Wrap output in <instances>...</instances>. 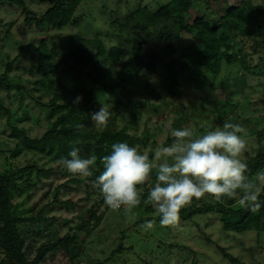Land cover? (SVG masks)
I'll return each instance as SVG.
<instances>
[{
    "label": "rangeland",
    "instance_id": "1",
    "mask_svg": "<svg viewBox=\"0 0 264 264\" xmlns=\"http://www.w3.org/2000/svg\"><path fill=\"white\" fill-rule=\"evenodd\" d=\"M24 1L30 10L39 15L56 0ZM129 1L132 3L130 6L126 0H83L77 11V17L61 31L42 30L35 22L29 24L25 21L23 9L20 6L9 0L0 1V40H3L0 41L2 52L0 75L5 72L7 62L13 61L19 54L21 46L30 43L38 45L40 39L44 37V31H47L50 36L47 40L48 46L54 45L61 52H68L72 46L80 43L77 38L74 39L78 33L83 34L85 38L101 36L107 49L122 45L126 47L128 57L133 54V47H141L145 59L156 62V68L153 72L144 71L141 81L126 82L124 91L118 94L110 93L107 99L114 100L107 103L110 111L123 112L125 115V119L118 120L119 127L129 122L130 109L137 110L132 114V121L127 124L137 150L141 154L149 155L154 164L158 163L154 160L155 150L173 142L172 129L188 128L196 138L198 137L195 135L196 132L203 135L209 126L219 121L211 114L212 106L206 99L208 96L213 99H222L221 105L224 103L223 100H229L237 102L238 109L234 113L228 112V116L232 114L230 118L232 116L235 118L225 119V121L238 123L246 129V135L238 134L246 140V150L240 159L248 165L246 175L249 178H255L258 171H264V154L252 162L247 160L258 153L259 142L253 131L264 130V75L259 74L264 69L245 71L239 66L232 68L223 66L221 75L213 88H209V81H194L184 77L181 78L182 91L175 95L167 94L162 85V75L166 67L165 62L171 55L168 51H163L164 42L160 43L163 51L161 57L159 56L160 59L152 55L154 50L151 48L157 52H161V49L153 40L148 39L149 42L145 43L146 37L138 35L134 27L137 15L132 12L135 10L134 1ZM138 1H141L143 6H148L152 12H156L159 8L156 0ZM253 1L257 6L264 5V0ZM240 2L241 0H230L229 4L238 5ZM221 4V0H196L194 8L191 9L192 15L207 12L211 14V18L218 21L221 15ZM81 14L86 15V18L80 17ZM118 18L121 19V23L115 22ZM165 25L166 22L163 21L156 28L157 33L164 30ZM156 35L150 34L148 38L156 37ZM190 37V34L184 33L181 38L173 41L178 54L188 51L192 44ZM237 46H242V43L239 42ZM82 48L86 54L89 53L88 45L84 44ZM245 50L252 55L253 60L264 54V46H257L254 40L247 42ZM255 50L259 53L256 54ZM21 51L22 59L14 61L9 70V76L16 78L15 81L10 82L17 84L20 78L28 90L18 93L14 87L6 89L0 79V172L11 165L18 168L34 167L29 176L22 173L17 179L21 188L13 197L17 214L36 215L41 208L53 200V190L58 184L70 178L78 180L71 183L72 189L67 194H59L60 202L71 200L74 207L68 209L58 202L51 207H46L44 213L46 218H56L50 223L59 230L61 237L69 234L70 237L62 241L64 249L68 250V256H63L64 250H60L55 253L54 258H51L50 251L45 254V261L39 264H92L100 261H102L101 264H165L164 261L168 259L172 260V264H264V232L250 231L245 234H236L225 231L219 217L210 213L197 216L190 221L180 219L175 226L162 227L158 220L160 216L150 201L152 210L147 211L145 207L139 205L132 210H128L125 206H121L118 210L106 209L103 196L101 197L100 194H95L91 200H88L87 192L93 190L92 186H88L92 184L88 177L71 174L64 171L63 165L57 164V161L61 157H67L68 153L56 152L53 157L45 158L35 152H25L13 157L16 141L10 137L11 128L5 124L8 114L4 108L16 109V115L26 110L28 119L19 126L26 129V134L31 139L41 137L48 129L47 118L51 113L50 108L43 104L48 103L52 95L42 74L48 73L55 76L58 72V70L48 72L40 68L37 64L38 57L34 52L26 49ZM189 59L184 55L181 63L186 65ZM70 62L72 60H68V63ZM100 64L107 71L104 77L98 76L95 68L90 65L80 66L71 71L66 70L65 64L61 65L62 76H65L64 83L78 86L77 90H86L88 94L91 92L94 98L105 101L99 92L101 85L108 84L113 79H120L125 74L121 66L114 67L104 62ZM220 79L224 82L222 83ZM74 95L76 98L77 93L75 92ZM225 121L218 123L220 125L213 130L222 128ZM80 149L81 158L96 156L92 147L86 146ZM38 171L41 172L38 173ZM150 182L149 179L147 186L151 185ZM27 186L30 187L27 189ZM145 187H137L141 195ZM262 190L264 186L261 187ZM100 199L99 208L90 219L87 210L95 200ZM210 201V197H203L201 200H196V205L201 206ZM57 218L69 219V223H62ZM145 218L155 220L152 229L145 230L141 227L145 223H141V220ZM123 230H126L124 237L121 235ZM77 231H81L80 236L76 235ZM30 236L36 238L34 234ZM44 240L41 238L36 242L31 258L37 255L36 250L45 242ZM121 243L123 252H119L106 261ZM172 243L180 247H170L169 251Z\"/></svg>",
    "mask_w": 264,
    "mask_h": 264
},
{
    "label": "trees",
    "instance_id": "2",
    "mask_svg": "<svg viewBox=\"0 0 264 264\" xmlns=\"http://www.w3.org/2000/svg\"><path fill=\"white\" fill-rule=\"evenodd\" d=\"M0 1L3 2L5 0ZM9 1L23 9L22 12L27 23L35 22L42 30L61 31L68 27L77 17V11L83 0H56L52 6L39 15L30 10L24 0ZM126 1L128 6L132 4L129 0ZM133 1L135 10L132 12L137 15L134 27L137 29L138 35L146 37L145 43L153 40L161 49V52H157L151 48L154 50L152 55H155L157 59H160L159 56L161 57L163 51H168L171 55L170 59L165 62L166 67L162 75V85L165 87L167 94L175 95L182 91L181 78L184 77L194 81H209V88H213L221 75L223 66L231 68L239 66L245 71L264 69V54L253 60L252 55L245 50V45L251 40H254L257 46H264V5L257 6L253 0H241L240 4L231 5L229 4L230 0H221V15L216 21L207 12L195 16L192 15L191 9L194 8L196 0H167L166 2L156 0V4L159 6L156 12H152L148 6H143L141 1ZM80 17L86 18V15L81 14ZM163 21L166 22V28L157 33L158 30L156 28ZM115 22L121 23L122 21L118 18ZM9 31L11 30L9 29ZM9 31L7 32L9 33ZM184 33L191 35L192 44L187 52L184 51L178 54L173 41L181 38ZM150 34L157 35L156 37L148 38ZM43 35L44 37L40 39L38 45L31 43L22 45L21 50L26 49L34 52L38 57L37 64L40 68L48 72L58 70L55 76L48 73L42 74L52 92L48 103L43 104L50 108L51 111L47 118L48 129L41 137L31 139L26 134V129L19 126L25 119H28V112L22 110L20 115H16V109L4 108L8 114V120L5 124L11 128L10 137L16 141L12 156L17 157L25 152H35L45 158H51L56 152L69 153L72 146L79 148L92 147L97 161L92 168L93 176L88 177L92 182L88 186H92L93 190L87 192L86 198L91 200L95 194H100L102 197L100 189L95 186L96 177L104 170L100 161L102 157L111 154V147L115 143L124 142L135 147L127 124L132 121V114L137 110L130 109L129 122H126L122 127H119L118 120L120 118L125 119L124 113L111 111L112 115L107 127L96 128L91 121V113L99 110L100 102L111 103L114 100L102 101L94 98L91 92L88 94L86 90H77L78 86L74 87L64 83L65 76H62L63 67L61 65L65 64L67 71L77 69L80 66L90 65L95 68L98 76L102 77L106 76L107 71L101 67L100 63L104 62L114 67H117V65L121 66L125 76L120 79H113L112 82L101 85L99 88V92L104 97V94H118L120 91H124L128 81H141L144 77V71H154L156 62L146 60L141 47H133V54L129 57L126 56V47L122 45H115L107 49L103 38L99 35L93 38H85L83 34H76L74 39L77 38L80 43L72 46V49L68 52L58 51L54 45L53 47L48 46L47 40L50 36L47 31H44ZM161 42L165 44L163 51L162 46H160ZM239 42L242 43L240 47L237 46ZM84 44L88 45L89 53L87 54L82 48ZM21 50L13 61L7 62L5 72L0 75L4 87L6 89L14 87L18 93H23L28 88L21 82L20 78H18L17 84H12L16 78L9 76V70L14 61L22 59ZM176 53L177 56L175 57ZM255 53L258 54L259 51L255 50ZM0 54H2L1 51ZM184 55L190 58L186 65L181 63ZM68 60H72V62L68 63ZM29 71L31 72V70ZM259 74L264 75V70ZM220 80L222 83L224 82L223 79ZM75 92L77 93L76 96L83 97L78 104L74 103ZM206 99L212 106L211 114L216 117V120H219L218 122L216 121L215 125L209 126L208 130H213L214 127L220 125L218 123L225 121V119L231 120L234 116L230 118L232 114L228 116V112L234 113L238 109L237 102L223 100L224 103L221 105L222 99L220 98L213 99L208 96ZM77 124H81L83 127L77 129ZM253 134H256L259 148L258 153L254 157H250L247 160L248 162H252L264 154V130L253 131ZM195 135L201 136L202 134L196 132ZM33 169L34 167L31 166L18 168L11 165L8 169L0 172V264H39L41 261H45V254L50 251L51 258H54L55 253L60 250H64L63 256H68V250L64 249L62 241L68 239L70 237L69 234L61 237L58 233L59 230L50 223L56 218H46L44 213L46 207H51L55 203L60 202L59 194H67L72 189L71 183L78 180L70 178L58 184L53 190V200L41 208L36 215H18L16 204H13L15 192L21 189L17 179L22 173L29 176ZM64 171H67L65 166ZM40 172L38 171V173ZM150 181L151 185L147 186L146 182L137 186H146L141 195L139 206L145 207L147 211L152 210V206L149 205L148 192L155 183V169L150 174ZM28 187L30 186L26 188L28 189ZM207 196L210 197V202L197 206L196 200L193 199L190 205L181 209L180 219L190 221L197 216L210 213L219 217L222 222V228L225 231L236 234H245L250 231L264 232V206L258 212L253 213L241 207L237 202L238 198L228 199L225 197L223 199L226 202L219 203L210 195L206 194L204 197ZM259 200L264 202V190L261 191ZM100 201L101 199L95 200L87 210L90 214V219L93 218L98 210ZM60 203L64 204L68 209L74 207V203L71 200ZM105 208L109 209L110 207L105 204ZM57 219L62 223H69V219ZM148 220L152 219H142L141 223ZM158 220H160V217ZM45 231H47V234H45ZM80 232L77 231L76 235L80 236ZM31 234H34L36 238H31ZM125 234L126 230L121 231L123 237ZM41 238H44L45 242L37 248V255L31 258L36 242ZM176 246L180 247V245L172 243L168 250L170 251V247ZM123 250V244L121 243L106 261L119 252H123ZM101 263L102 261L92 264ZM164 263L172 264V260H165Z\"/></svg>",
    "mask_w": 264,
    "mask_h": 264
},
{
    "label": "clouds",
    "instance_id": "3",
    "mask_svg": "<svg viewBox=\"0 0 264 264\" xmlns=\"http://www.w3.org/2000/svg\"><path fill=\"white\" fill-rule=\"evenodd\" d=\"M104 97L109 98L107 94ZM82 99L77 96L74 103ZM100 105L98 111L91 113L96 128L107 127L112 115L107 103L100 102ZM81 127L83 125H76L77 129ZM238 134L246 135V129L228 121L222 128L206 129L205 134L196 138L188 128L172 129L173 142L155 150L156 164L136 147L115 143L111 154L100 161L104 170L96 177L95 186L111 209L125 206L132 210L141 203L137 186L149 181L155 169V183L148 192V200L160 216L162 227L177 225L181 209L206 194L219 203H225V197L236 199L239 195L237 202L241 207L258 212L264 206L259 200L264 171H258L255 178L246 175L248 165L240 159L246 150V140ZM80 151L79 147L72 146L68 156L61 157L57 164L65 166L71 174L91 177L97 157L81 158ZM154 224L155 220H148L141 227L150 230Z\"/></svg>",
    "mask_w": 264,
    "mask_h": 264
}]
</instances>
